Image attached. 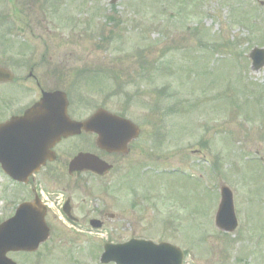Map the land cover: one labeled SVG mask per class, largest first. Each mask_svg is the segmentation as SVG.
<instances>
[{"label":"rangeland","instance_id":"374dc122","mask_svg":"<svg viewBox=\"0 0 264 264\" xmlns=\"http://www.w3.org/2000/svg\"><path fill=\"white\" fill-rule=\"evenodd\" d=\"M255 47L264 48V0H0V63L60 62L71 103L143 123L141 177L154 198L134 213L139 226H126L131 214L100 231L58 222L36 253L8 256L100 264L103 242L149 237L181 248L183 264H264V68H251ZM116 69L139 80L118 87ZM28 86L4 104L27 106L38 94ZM6 184L0 178L1 219ZM220 186L233 192L232 233L215 225Z\"/></svg>","mask_w":264,"mask_h":264},{"label":"flooded vegetation","instance_id":"af4514ba","mask_svg":"<svg viewBox=\"0 0 264 264\" xmlns=\"http://www.w3.org/2000/svg\"><path fill=\"white\" fill-rule=\"evenodd\" d=\"M0 67L11 71L13 79L6 84L12 85L13 90H22L28 85H33L38 93L36 99L29 100L26 108L14 107L16 101L9 102L8 105L6 103L0 105V124L22 117L29 107L39 102L42 92L60 91V63H11L0 64ZM97 109L95 108V111ZM90 110L87 115L85 114L86 116L74 110H69L68 115L71 120L81 122L94 114L95 111ZM134 123L136 127L128 126L122 132L121 130L115 132L117 134L113 138L115 145H111L110 149L98 144V135L95 131H80L74 136L46 141L44 142L46 145L39 142L37 144L39 147L35 150L29 146L20 147L18 157L20 159L28 157L24 163L37 162L42 165L38 171L28 177L26 183L9 179L17 204L39 199L41 194H45L50 200H57L59 204L61 202L63 218L76 226L91 224V221L95 220L99 222L100 228H105L109 221L116 220L117 214H131L132 217L129 215L126 226L130 223L137 226L139 223L136 216L134 218V213L143 212L144 198L142 192L134 191L133 188L136 183L139 184L138 173L144 159L142 143L144 125L139 121ZM7 135L9 134L5 132L0 134V145L4 143L5 149L11 150L18 144L12 146L9 143L11 139ZM15 138L19 141L33 142L38 140L39 136L21 134ZM14 154L16 155V152ZM79 154L96 157L104 164L99 165L96 171L82 167L79 172L70 173V162ZM0 177L8 180L1 168ZM15 207L16 204L11 206L12 212ZM79 211L85 214L79 215ZM53 214L54 212L47 210L46 221L50 229L54 228L52 224L57 225Z\"/></svg>","mask_w":264,"mask_h":264},{"label":"water","instance_id":"95a60500","mask_svg":"<svg viewBox=\"0 0 264 264\" xmlns=\"http://www.w3.org/2000/svg\"><path fill=\"white\" fill-rule=\"evenodd\" d=\"M260 54L262 56H259ZM251 58L254 70L264 65V51H254ZM58 102V94L44 95L39 105L32 108L25 117L29 122H41L49 130L60 131V135H69L78 127L93 129L92 124L94 126L98 120L108 118L103 113H97L90 122L70 124L64 114L66 103L62 95H60V115L55 112H59ZM25 121L24 119L23 122ZM100 142L105 143L102 135ZM44 213V209L37 203L24 204L20 206L13 219L0 225V264H14L6 257L7 252L35 251L39 244L48 238ZM216 221L219 227L227 231H232L236 226L231 194L227 189L222 190V202ZM110 261L116 264H181L182 254L178 249L167 244L154 245L149 242L132 241L126 245L107 246L101 262Z\"/></svg>","mask_w":264,"mask_h":264}]
</instances>
